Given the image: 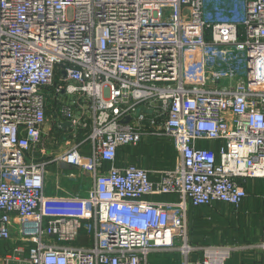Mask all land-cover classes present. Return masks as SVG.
<instances>
[{
  "label": "built area",
  "instance_id": "obj_1",
  "mask_svg": "<svg viewBox=\"0 0 264 264\" xmlns=\"http://www.w3.org/2000/svg\"><path fill=\"white\" fill-rule=\"evenodd\" d=\"M47 87L85 133L30 159ZM150 136L171 140L172 168L116 164ZM250 179L264 183V0L215 20L204 0H0V264H224L236 247L191 245L187 212L239 209Z\"/></svg>",
  "mask_w": 264,
  "mask_h": 264
},
{
  "label": "rangeland",
  "instance_id": "obj_2",
  "mask_svg": "<svg viewBox=\"0 0 264 264\" xmlns=\"http://www.w3.org/2000/svg\"><path fill=\"white\" fill-rule=\"evenodd\" d=\"M209 2V0H204L205 11ZM221 2L226 8H230L232 0H221ZM237 2H240V0H237ZM239 15V12L231 14L226 10L225 12H221L220 15L211 16L207 13L206 16L210 20H215L217 18L235 19L239 17ZM43 92L46 96L47 103L54 100L55 95L51 88H44ZM117 161L125 164L142 163L148 168L163 170L173 166L175 162V153L171 144L165 140V138L150 136L136 146H126L122 148L118 153ZM47 168L50 169L51 166H47ZM249 182L250 185H252L255 181L250 179ZM85 185L86 183H84V186ZM253 187H255V185H253ZM255 189L256 193L253 194L254 198L249 197L245 205V208H250V212H252L250 215L244 211H240V213L236 214L237 212L235 209L229 206H222L218 210L198 209L192 211V213L190 212L189 242L198 244V246H204L206 244L249 243L259 239L264 225V216L262 215V211L259 212L258 210L261 205L260 199H263L264 196V183L263 186L255 187ZM256 194L258 197L254 196ZM4 251L5 245L0 241V256ZM249 255L250 254H245L247 257L245 260L246 264H251V262L254 261L253 257ZM179 257L181 258L182 256H173V259H171L172 257L163 255L156 258V260H154V257L153 262L159 264H172L174 261V264H179L180 261H177ZM200 257H202L200 254L193 255L194 259Z\"/></svg>",
  "mask_w": 264,
  "mask_h": 264
},
{
  "label": "crops",
  "instance_id": "obj_3",
  "mask_svg": "<svg viewBox=\"0 0 264 264\" xmlns=\"http://www.w3.org/2000/svg\"><path fill=\"white\" fill-rule=\"evenodd\" d=\"M209 1L210 2H209V5H207L206 11L204 10L206 15H207V13L211 16L220 15L221 12H225L226 10H228V12L231 14H233L234 12H236V13L239 12V14H240V2H237V0H232L230 8H226L222 4L221 0H209ZM204 9H205V6H204ZM55 102L56 101L54 99L50 103L47 104V113H49V115H47V117H48L47 121L42 128V135L40 138V142L38 144H34L31 148V150L28 152L30 159H46V160L51 159V158L57 156L58 154L62 153L63 151H65V149H66L65 141H66V139L70 138V136H72V133L75 134V137H78V132H79L78 129L74 130L72 125H70V126H62L61 125V123L64 122L65 120L60 118L59 115H56V113H58L57 109L59 108V106L56 108ZM147 138H149V137H146L144 139H147ZM144 139H142V141ZM165 140H167L171 144V146L174 150V147H173L171 140H169L167 138H165ZM205 145L208 146V145H211V143H205ZM122 148H124V147H121L118 150V153L120 152V150ZM87 150H88V147H85V150H83V151L88 152ZM118 153H117V157H118ZM174 153H175V160H176L175 150H174ZM116 164L118 166L127 165L125 163H120L117 160H116ZM174 164H175V162H174ZM174 164H173V166H174ZM136 165L148 168L142 163L136 164ZM47 166H51L50 169L47 168V170H48L47 193L53 194L54 193V189H53L54 185L53 184H54V181L56 180L54 174L56 172H58V165L55 163H52V164H49ZM172 167H169V168H172ZM169 168H167V169H169ZM66 170L78 173L77 169H75V168H67ZM88 182H89L88 179L85 176L83 177V175H80V176L78 175V179H76V180H71V179H68L67 177H61L60 178V185L62 187V190L60 193L63 195H71L74 193H78L77 191H79V189H81V187H85L86 185H88L89 184ZM84 183H86L85 186H84ZM253 185H255V187H259V186H263V183L255 181L252 185H249L250 195L243 200V203L239 209H235L234 207L227 205V204H223V203H216L212 207H208V206L193 207V206H190L188 209V212H187L188 240L190 239L189 238L190 237L189 236V234H190V232H189V218L191 216L190 212L192 213V211H195L198 209H216V210H218L222 206H229V207L235 209V211L237 212L236 214L240 213V211H244L245 213L250 215L252 212H250L249 207L245 208V205L247 204L246 200L249 197H253V194L256 193V191H255L256 189H255V187H253ZM77 187H79V188H77ZM80 194H81V191H80ZM254 196L258 197L257 194ZM160 198L167 199L170 197L163 195ZM260 200H261L260 202H261L262 206L260 205V208L258 210H259V212L262 211V215L264 216V197H263V199H260ZM263 230H264V225H263V228L261 231V237L255 241H253V242L229 244V245L235 246L236 249L231 252L229 258L224 262V264H246L245 260L247 257L245 256V254H250L249 256L253 257L254 261H252L251 264H258V263L263 264V261H264L263 253L257 247V245L261 242V240L263 238ZM190 244L191 245H198V244H193V243H190ZM207 245H209V244H206L204 246H207ZM198 254H200V253H197L195 255H198ZM163 255H167L169 257H172L171 259H173V256L175 257L177 255H180V253L179 252H174V253L164 252L161 255H154L151 258L152 262H153L154 257H155L154 260H156V258L163 256ZM182 259H183L182 257L177 258V261H180L179 264L182 263ZM173 262H172V264H174ZM155 264H159V263L155 262Z\"/></svg>",
  "mask_w": 264,
  "mask_h": 264
},
{
  "label": "water",
  "instance_id": "obj_4",
  "mask_svg": "<svg viewBox=\"0 0 264 264\" xmlns=\"http://www.w3.org/2000/svg\"><path fill=\"white\" fill-rule=\"evenodd\" d=\"M139 113V111H137V114ZM129 119H127L128 121ZM62 126H70L71 125V122L70 121H64L61 123Z\"/></svg>",
  "mask_w": 264,
  "mask_h": 264
},
{
  "label": "trees",
  "instance_id": "obj_5",
  "mask_svg": "<svg viewBox=\"0 0 264 264\" xmlns=\"http://www.w3.org/2000/svg\"><path fill=\"white\" fill-rule=\"evenodd\" d=\"M56 106H58V105H56ZM56 108H57V107H56ZM84 133H85L84 131H79V132H78V137H77V138H82Z\"/></svg>",
  "mask_w": 264,
  "mask_h": 264
}]
</instances>
